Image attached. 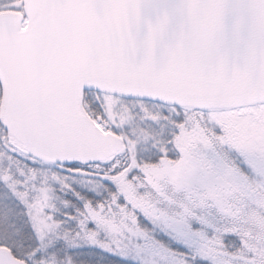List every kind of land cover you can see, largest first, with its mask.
<instances>
[{"label": "snow or ice", "instance_id": "obj_1", "mask_svg": "<svg viewBox=\"0 0 264 264\" xmlns=\"http://www.w3.org/2000/svg\"><path fill=\"white\" fill-rule=\"evenodd\" d=\"M0 264H264V0H0Z\"/></svg>", "mask_w": 264, "mask_h": 264}]
</instances>
